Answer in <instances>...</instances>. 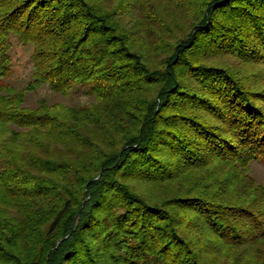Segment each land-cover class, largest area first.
Returning a JSON list of instances; mask_svg holds the SVG:
<instances>
[{
	"label": "trees",
	"instance_id": "1",
	"mask_svg": "<svg viewBox=\"0 0 264 264\" xmlns=\"http://www.w3.org/2000/svg\"><path fill=\"white\" fill-rule=\"evenodd\" d=\"M132 1L0 0V264H264V86L209 61L264 63V0H146L147 33ZM41 84L93 99L24 105ZM192 170L160 203L139 189Z\"/></svg>",
	"mask_w": 264,
	"mask_h": 264
},
{
	"label": "rangeland",
	"instance_id": "2",
	"mask_svg": "<svg viewBox=\"0 0 264 264\" xmlns=\"http://www.w3.org/2000/svg\"><path fill=\"white\" fill-rule=\"evenodd\" d=\"M112 1V0H111ZM130 1V0H128ZM150 3V5L155 7H158L162 11V16L164 18H168L169 14H173L176 18L184 19L183 21L189 20L191 17V12H180L179 10L174 11L172 8L173 6L170 3ZM129 8H132V14L129 18L130 21H132L136 29L141 30L140 26H138L135 22L136 20L139 21L141 17L140 10L142 6H147L149 3H146V0H134V3H129ZM128 4V5H129ZM190 9V8H188ZM191 10V9H190ZM193 14V13H191ZM190 15V17H189ZM129 16V14L127 15ZM142 27L146 29L148 20L143 17H141ZM158 24V23H157ZM155 26V23L153 24ZM147 33V29L145 31ZM31 52H32V45L31 44H19L15 43L11 47V55H12V68L9 76L1 78V80L5 83H8L14 87L20 88L23 86L25 81L29 78L31 70H32V60H31ZM210 62H215L219 64H224L229 67H231L233 70H235L239 75L241 76H247L248 77V84L251 85V87H260L264 86V63L260 62H242L238 58H236L233 55L230 54H222L218 55L217 57H214L213 59L209 60ZM252 83V84H251ZM253 85V86H252ZM41 97H45L48 101H58L63 104H75L77 102H88L92 100V96L86 95L83 93L82 90L80 91H70L68 95H63L60 93H54L52 92L46 84H41L35 89L28 90L25 93V99L23 101V104L26 106H35L37 105L38 100ZM20 146H18L17 150H20ZM43 148V147H42ZM47 147H44L43 149H46ZM49 148V147H48ZM52 148V147H51ZM227 169L223 172H220L223 176L228 175ZM249 174L252 175L255 180V182L260 183L264 185V162L260 161L258 159L252 160L250 162L249 168H248ZM198 174V170H192L188 171L187 173L183 174L182 176H179L172 180H166L162 182H156L152 183L151 185H143L141 186V190L146 191L147 199L151 202L160 203L164 199V197L168 196L171 193H174L175 191H183L190 185V183L196 178ZM231 177V175H229ZM231 180V179H230ZM6 207L5 211L12 212L17 211V208L12 207ZM249 258L250 257H256L258 254L255 253V251L250 253H245Z\"/></svg>",
	"mask_w": 264,
	"mask_h": 264
}]
</instances>
